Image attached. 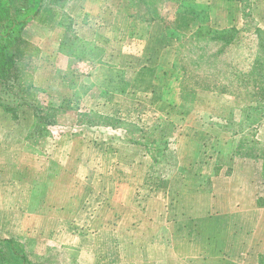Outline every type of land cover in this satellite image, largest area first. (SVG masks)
I'll use <instances>...</instances> for the list:
<instances>
[{
	"label": "rangeland",
	"instance_id": "1",
	"mask_svg": "<svg viewBox=\"0 0 264 264\" xmlns=\"http://www.w3.org/2000/svg\"><path fill=\"white\" fill-rule=\"evenodd\" d=\"M4 1L8 5H12L14 17L20 14L18 6H23V0ZM62 1L63 6L49 7L50 4H46L47 6H44L36 16L34 15L26 23L25 28L19 32L26 41L18 43L13 48L19 60L17 68L15 63V67L10 70L11 75L5 73L7 78H0V199H4L5 202L7 190L11 191L8 194L14 195L19 206L13 211L21 210L23 212V217L16 214L14 218H17L12 219L11 223L7 221V217L4 220L1 218L5 209L0 208V211L3 210L0 212V234H2L0 238L4 237L3 234H7L3 229H13L12 232H9L12 235V243L0 242V264H60L59 259L66 258L64 254L70 255L71 251H65L64 248L59 247L61 242L56 245V241L50 239L47 246L51 249L46 246L47 250L44 248L43 254L28 255V257L22 234L28 227H31L35 233H38L40 229V232L46 235L48 234L46 231L51 230L52 233L49 234L51 236L56 232L54 227H59V225L50 221L46 224H41L39 221L32 224L33 219L30 220L29 217H31L30 212L34 211L39 214L44 209H48L47 218L49 220L52 221L53 217L58 216L60 209L54 207V201L62 196H64L62 199H65L66 194H69L66 187L72 182V178L67 172L57 177L61 169L75 168L79 172L78 201L79 204H86L79 209V216L89 208L87 205L90 206L88 203L90 200L84 202L89 194L84 188L87 187V182L98 185L112 181V178L102 176L100 170L145 169L153 175L152 180L150 178L151 183L157 184L159 180L160 184L163 180L167 182L169 179H173V183L176 184L182 177L179 172L183 173L182 170L187 167L193 169L199 167V164H208L204 167H210L214 166L215 161L217 165L219 162L223 163L219 166L223 167L221 173L227 175V173L234 172L233 169H235L234 180L242 185L247 183L248 192L252 196L254 195L255 199L258 197L260 205H264V200H262L264 199V175L260 174L264 168V48L256 47L257 42L264 44V33L261 30L255 31V28L260 25L264 27V0H235L238 2V10L232 8L230 10L232 15L229 17L235 18L236 24L243 31L235 30L232 35L237 33L233 37H222L230 44L225 43L224 47L217 46L220 45L216 43L219 39L214 37L211 38V41L206 37L197 43L209 44L206 51L200 46H195L193 42L188 44L189 48L193 49V53L202 52L205 54L209 50L223 49L219 55L223 60L219 58L216 59V62L209 60L208 67L214 71L216 68H222L224 77L222 86L232 83L231 87L229 86L223 91L232 92V94L219 95V97L218 95L192 97L191 104L186 101L180 106L160 102L157 110L156 104L149 105L152 96L145 93L149 86L147 87L144 79L141 81L144 82L142 88H139L138 84H134L130 88L133 90L132 93L134 91L137 93V98L142 99L139 106L142 110H136L134 102L129 100L130 96H127L126 106L123 107L133 110H126L125 115H121L122 112H118L116 108L108 109L106 104L101 105L102 96L93 103L92 100H81L76 106L77 104L70 100L73 97L69 96L68 90L64 86H67L73 79L76 81L72 71H67V84L55 77L54 69L61 66V60L57 58L54 67L50 58H54L58 46L66 47L74 42L73 33L65 32L69 28H64L65 31L62 30V33L60 31L56 36L60 26L66 27V24L69 25L72 19L68 13H65V8L70 4V0ZM157 1L162 8L161 16L169 20H175L176 14L189 10L186 8L188 4H183L186 3L185 0ZM195 1H187L190 3L191 14L195 11L192 9H197L196 11L202 13L199 16L201 19L210 20L209 17L216 11L214 12L210 6L209 0H199L198 6H195ZM130 3L137 15L144 14V0H131ZM95 8L98 9L97 6ZM28 13L32 14L33 11L24 12L25 15ZM56 13H60L61 18L58 25L55 24L58 16ZM145 15L150 17V14ZM224 17L228 19V15ZM175 21L181 22V20ZM73 29L75 30L74 27ZM132 66L135 67V65ZM71 67L73 66L71 65ZM75 67L79 73L80 69L85 68L79 65ZM39 68L41 70L38 72ZM193 68L194 66H192ZM48 76H51L52 79L45 82V78ZM209 83L213 87L216 86V80L209 79ZM220 100L222 101L220 102ZM177 106L179 108H175ZM77 107L84 112H79ZM92 134L98 135L97 139H100L102 148L107 147L109 145L107 141L110 140L112 149L124 148L122 143L128 142L126 149L135 147L140 150L132 149L128 155H97L90 144V138L96 137ZM63 137H68L69 141L76 139L78 144L74 146L69 142L60 143L61 139H64ZM110 137L111 139H109ZM86 142H88V146H86ZM74 149H80L84 155L72 152ZM126 149L121 150L122 153H125ZM232 158H236V161ZM230 165H234V168ZM37 169H40L41 172ZM55 169H57L55 176L48 175L49 170L54 171ZM239 170L246 171L247 176L237 174ZM188 172L187 170L186 173ZM90 174L95 176L92 177ZM118 174H120L119 171ZM187 179L193 180V176L188 175ZM58 180L64 189L66 188V191H63L62 187L55 192L37 189L30 197L31 205L23 202L26 195L23 190L24 186L30 185L31 187L32 183L37 186L41 183L52 187ZM2 188L4 192L1 191ZM42 197L50 201L46 208L39 201ZM93 198L97 203L99 199L103 198V192L97 193ZM179 198L178 196L176 199ZM147 200L149 201L148 198L144 199L145 206ZM51 205L53 206L50 208ZM145 206L142 211L146 214V210L148 211L150 208L147 209ZM99 207L94 209L99 216L107 210L115 211L117 213L115 214L120 215V218H135L134 213L133 215L129 214V211L122 208L103 209ZM63 210L65 211V209ZM69 210L67 209V212ZM176 210V208H170L169 212H176ZM84 215L86 216L87 213ZM137 217L136 219H138ZM183 218L181 216L179 219ZM136 225L134 222L132 225H128L131 235H133L132 232ZM66 226L68 227V225ZM14 228L17 232H14ZM179 230L181 231V229ZM114 241L117 242L112 240V244ZM226 243V247L232 249L235 242L229 240ZM121 244L122 249L126 248L128 251L136 247L133 238L123 239ZM155 245L157 246L154 250L157 249L160 264H170L171 262L172 264H184L181 253L185 247L181 239H176L172 235L168 240L167 234H162L160 239L155 241ZM193 245L187 246L195 248L193 252H198L196 250L198 245ZM55 248L58 250L54 251ZM54 252L60 256L55 255ZM22 257L25 260H22ZM63 262L62 264H65Z\"/></svg>",
	"mask_w": 264,
	"mask_h": 264
},
{
	"label": "crops",
	"instance_id": "2",
	"mask_svg": "<svg viewBox=\"0 0 264 264\" xmlns=\"http://www.w3.org/2000/svg\"><path fill=\"white\" fill-rule=\"evenodd\" d=\"M144 1L145 12L137 15L131 7V0H70V4L65 8V13H68L72 19L69 25L66 24V27L60 26L56 36L60 31L62 33L64 28H69L64 31L73 33L74 42L66 47L58 46V49L55 46L57 51L54 53V58H50L54 67L56 59L60 58L61 60V66L53 68L55 77H58L60 81L67 84V71L71 70L74 74L76 81L73 79L67 86L64 85L69 96L73 97L70 100L78 106V102L81 100H92L93 103L102 96L101 105L106 104L108 109L116 108L118 112H122L121 115H125L126 110H133L123 107L126 106L127 96H130L129 100L134 102L136 110H142L139 107L142 99L137 98V93L135 91V94L132 93L133 90L130 88L134 84H138L139 88H142L144 82L147 87L149 86L145 93L152 96L149 105L156 104L157 110L160 102L180 106L186 101L191 104L192 97L208 95H218L219 97V95L232 94V92L223 91L232 83L222 86L224 82L222 68H216L214 71L208 67L209 60H213L212 62H216L217 58L223 60L222 57H219L223 49L209 50L205 54L202 52L193 53V49L189 48L188 44L193 42L195 46H200L206 51L209 44L205 45L200 42L199 45L197 43L206 37L211 41V38L214 37L219 39L216 43L220 45L217 46H226L225 43L228 42L223 40V36L233 37L237 33L232 35L235 30L243 31L236 24V19L229 17L232 15L230 13L232 8L238 10V2L235 0H209L210 6L214 12L216 11L209 17V20L201 19L199 16L202 13L196 11L197 9H192L195 11L194 15L191 14L190 3L185 0L186 3L183 4H188L186 8L189 10L176 14L175 20H181V22H177L174 19L169 20L161 16L162 8L158 5L157 0ZM199 3L200 1L196 0L195 6H198ZM145 14H150V17L148 18L149 15ZM56 15L58 16L55 24L58 25L61 20L60 13H56ZM63 15L65 14L63 13ZM225 15H228V19H225ZM257 30L264 33L262 25L255 28V31ZM261 44L257 42L256 47L264 48V44ZM78 65L85 67L80 69V73L75 70V66ZM192 66H194L193 69ZM40 70L41 68L38 72ZM51 79V76H48L45 78V82H49ZM144 79L145 81L142 83L141 81ZM209 79L216 80V86L213 87L209 83ZM116 80L118 81L115 82ZM195 101L193 103L197 104ZM179 106L175 108H179ZM78 110L84 112L80 108ZM92 135L96 136V134ZM97 136L90 138V144L97 155H128L132 149L140 150L135 147L126 149L128 142H125L122 143V146L126 151L122 153L121 150L125 149H112L110 140L107 141L109 145L102 148ZM68 139V137L61 139L60 143L69 142L74 146L78 144L76 139L70 141ZM87 143L86 146L89 145ZM72 152L84 155L80 149H74ZM135 159L137 158L135 157ZM233 160L236 161V158ZM222 164L219 162L217 165L215 161L214 166L210 167H204L208 164H199V167L193 169L187 167L182 170L183 173L179 172L182 177L176 184L173 183V179L166 180L167 182L163 180L160 184L159 180L157 184L151 183L150 178L152 180L153 175L145 169L100 170L102 176L112 178V181L98 185L87 182L88 185L84 188L89 194L84 202L90 200L88 202L90 206L87 205L89 208L85 212L86 216L85 213L79 216V209L86 204H79L78 201L80 187L78 170L75 168L61 169L58 174L57 169L49 170L48 175L50 176L57 174L58 177L64 172L71 176L72 182L66 187L69 194H66L65 199H62L64 198L62 196L54 201V207L60 210L58 216L53 215L55 217L52 221L47 218L48 209L37 213L38 215L34 211L30 212L29 219H33L32 224L36 221L41 224L50 221L59 227H54L56 232L52 236L49 235L52 233L51 230L46 231L48 233L46 235L41 233L40 229L38 233L33 232L31 227L24 229L22 234L25 240L26 255L43 254L48 240L53 239L56 241V245L61 242L59 247L64 248L65 251H71L69 256L64 254L66 258L59 259L60 264L63 260L65 264H160L157 249L154 250L158 245H155V241L160 239V235L167 234L168 240L172 235L174 238L182 240L185 247L181 253L184 264H250L251 262L264 264V205L258 203L257 196L255 199L254 195L252 196L248 192L247 183L242 185L234 180L235 169H233L234 172L227 173V175L221 173L223 167L219 166ZM231 167L234 168V165ZM61 168L63 167L61 166ZM218 169H220V173ZM37 170L40 171V169ZM187 170L188 173H186ZM263 171L260 174L264 175ZM237 174L247 176L246 171L242 170H239ZM90 175L93 177L94 174ZM188 175L193 176V180L187 179ZM35 185L32 183L31 187L30 185L23 187L26 192L23 202L28 205H31L30 197L37 189L55 192L62 187L63 191H66L59 180L52 187L41 183ZM1 191L4 192L3 188ZM101 191L103 198L95 203L93 196ZM7 192L11 191L7 190ZM8 193L5 202L4 199H0V208L5 209L4 212L3 210L0 212H3L1 216L3 220L7 217V221L12 223V219L17 218L14 216L17 214L19 217H23V212L21 210L13 211L19 207L18 202L14 195ZM178 196L180 198L177 200ZM145 198L149 199L146 206L143 203ZM39 201L45 208L50 203L47 198L43 197ZM21 205L23 204L21 203ZM144 206L147 209L150 208L148 211L146 210V214L142 211ZM97 207L103 209L122 208L129 211V214L133 215L134 213L135 218H120V215L117 216L115 211L107 210L99 216L94 210ZM170 208L177 210L169 212ZM67 209H70L69 212ZM181 216L184 218L179 219ZM133 222L137 225L131 235L128 225H132ZM3 230L7 234H3L4 237L1 239H11L12 235L9 232H12L13 229ZM14 232H17L15 228ZM127 238H133L136 242V247L131 251L126 248L122 249L121 240ZM112 240L117 242L114 241L112 244ZM229 240L235 242L232 249L226 247V241ZM191 244L198 245L196 249L198 252H193L195 248L187 246ZM47 248L51 249L49 246ZM58 249L55 248L54 251ZM55 255L60 256L57 252Z\"/></svg>",
	"mask_w": 264,
	"mask_h": 264
},
{
	"label": "trees",
	"instance_id": "3",
	"mask_svg": "<svg viewBox=\"0 0 264 264\" xmlns=\"http://www.w3.org/2000/svg\"><path fill=\"white\" fill-rule=\"evenodd\" d=\"M23 1V6H18V11L20 12L18 15L19 17H14L12 5L10 6L6 1L0 0V78L4 77L3 79L7 78L5 73L11 75L10 70L15 67V63L17 68L19 60L13 48L17 46L18 43L26 41L25 37L19 33L22 28H25L26 23H28L34 15L36 16L44 6H47L46 4H50L49 7L64 5L62 0ZM27 1L28 4H26ZM25 11H33V13L25 15ZM0 242L12 243V240L0 238ZM23 259L25 260L24 257H22V260Z\"/></svg>",
	"mask_w": 264,
	"mask_h": 264
}]
</instances>
